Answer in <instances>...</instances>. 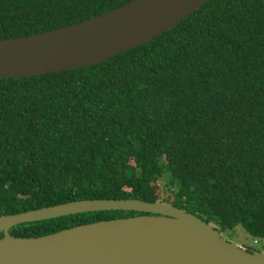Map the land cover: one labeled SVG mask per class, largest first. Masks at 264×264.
Instances as JSON below:
<instances>
[{
    "label": "trees",
    "instance_id": "obj_1",
    "mask_svg": "<svg viewBox=\"0 0 264 264\" xmlns=\"http://www.w3.org/2000/svg\"><path fill=\"white\" fill-rule=\"evenodd\" d=\"M130 1L0 0V40ZM93 199L161 201L264 241V0H208L99 64L0 79V216ZM137 215L145 213L76 214L10 234Z\"/></svg>",
    "mask_w": 264,
    "mask_h": 264
},
{
    "label": "water",
    "instance_id": "obj_2",
    "mask_svg": "<svg viewBox=\"0 0 264 264\" xmlns=\"http://www.w3.org/2000/svg\"><path fill=\"white\" fill-rule=\"evenodd\" d=\"M207 1L131 0L67 27L0 40V79L99 64L172 30ZM101 211L145 215L33 238L10 234L20 224ZM0 264H264V251L227 242L213 224L169 203L93 199L0 216Z\"/></svg>",
    "mask_w": 264,
    "mask_h": 264
},
{
    "label": "rangeland",
    "instance_id": "obj_3",
    "mask_svg": "<svg viewBox=\"0 0 264 264\" xmlns=\"http://www.w3.org/2000/svg\"><path fill=\"white\" fill-rule=\"evenodd\" d=\"M157 185L160 191L166 195L167 189L165 188V181L160 179ZM214 227L216 228L215 225ZM219 233L227 242L238 244L252 251H264V241L256 243L241 226L236 227L234 230H225Z\"/></svg>",
    "mask_w": 264,
    "mask_h": 264
}]
</instances>
